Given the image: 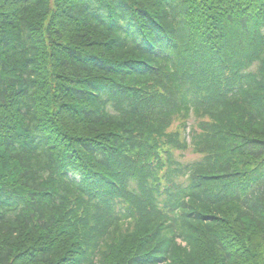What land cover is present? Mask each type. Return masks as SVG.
<instances>
[{"label":"trees","instance_id":"obj_1","mask_svg":"<svg viewBox=\"0 0 264 264\" xmlns=\"http://www.w3.org/2000/svg\"><path fill=\"white\" fill-rule=\"evenodd\" d=\"M0 264H264V0H0Z\"/></svg>","mask_w":264,"mask_h":264},{"label":"rangeland","instance_id":"obj_2","mask_svg":"<svg viewBox=\"0 0 264 264\" xmlns=\"http://www.w3.org/2000/svg\"><path fill=\"white\" fill-rule=\"evenodd\" d=\"M185 157L181 158L180 155L178 154V157H180L181 159H183V161H188L194 158L193 154L191 152H186V154L184 155Z\"/></svg>","mask_w":264,"mask_h":264}]
</instances>
